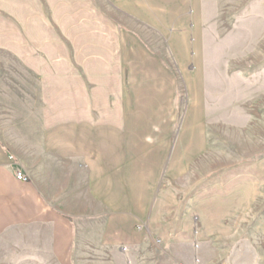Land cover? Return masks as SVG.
I'll return each mask as SVG.
<instances>
[{"label":"crops","instance_id":"obj_1","mask_svg":"<svg viewBox=\"0 0 264 264\" xmlns=\"http://www.w3.org/2000/svg\"><path fill=\"white\" fill-rule=\"evenodd\" d=\"M200 14L201 0H0V63L19 66L0 87L27 73L41 109L31 131L0 127V264L200 250L184 195L208 148Z\"/></svg>","mask_w":264,"mask_h":264},{"label":"rangeland","instance_id":"obj_2","mask_svg":"<svg viewBox=\"0 0 264 264\" xmlns=\"http://www.w3.org/2000/svg\"><path fill=\"white\" fill-rule=\"evenodd\" d=\"M200 20L208 148L189 177L194 188L184 190L194 198L186 207L200 250L190 255L179 246L176 255L184 264H264V0H201ZM0 67L19 68L10 59ZM1 79L0 127L31 131L41 114L34 78L24 72L17 86L14 75ZM149 250L134 264L152 257L169 264ZM78 259L124 263L95 250Z\"/></svg>","mask_w":264,"mask_h":264},{"label":"built area","instance_id":"obj_3","mask_svg":"<svg viewBox=\"0 0 264 264\" xmlns=\"http://www.w3.org/2000/svg\"><path fill=\"white\" fill-rule=\"evenodd\" d=\"M15 179L19 182H27V176L22 171L15 172Z\"/></svg>","mask_w":264,"mask_h":264}]
</instances>
